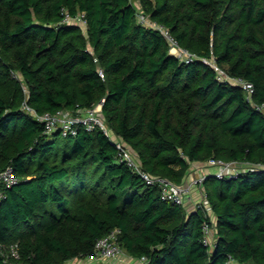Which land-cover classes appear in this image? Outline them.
<instances>
[{
  "label": "trees",
  "instance_id": "obj_1",
  "mask_svg": "<svg viewBox=\"0 0 264 264\" xmlns=\"http://www.w3.org/2000/svg\"><path fill=\"white\" fill-rule=\"evenodd\" d=\"M134 1L193 57L171 54L131 0H0V171L16 177L0 199V264L12 243L22 264L84 258L114 229L138 264H264V0ZM64 12L83 13L85 26L62 22ZM207 61L250 82L251 97ZM99 102L109 134L45 133L24 108ZM112 135L176 184L210 158L259 166L204 173L211 220L162 200L117 161ZM204 223L215 230L210 244Z\"/></svg>",
  "mask_w": 264,
  "mask_h": 264
},
{
  "label": "built area",
  "instance_id": "obj_2",
  "mask_svg": "<svg viewBox=\"0 0 264 264\" xmlns=\"http://www.w3.org/2000/svg\"><path fill=\"white\" fill-rule=\"evenodd\" d=\"M135 8V15L139 23L147 25L159 30L169 41L170 47L169 52L176 50L177 54L171 53L181 59L190 60L193 55L188 53L186 50L181 49L177 46L174 39L170 36L167 29L163 26L158 25L155 22L149 20V16L145 14L135 3L133 4ZM62 22L66 23H80L85 25L83 13H77L74 16L69 15L67 12L63 13ZM209 65L217 73V78L219 80L229 81L232 84L240 86L248 98L251 97L253 92V85L240 78L229 77L222 69H220L213 61H207ZM98 76L103 80V71L98 68ZM26 111L31 113L35 119L42 121L44 124L45 133H50L52 130L57 129L62 136L75 135L79 128H83L86 131H91L95 127L101 128L105 133L109 134V130L106 128L103 116L101 115V102L97 103L91 108L77 109L75 111L59 110L54 114L44 113L36 114L28 106L24 105ZM264 115V102L258 106ZM112 139L116 143L117 147V161L125 162L130 169L139 175L141 179L147 185L156 184L159 190V195L162 200L172 202L178 205H184L185 201L190 198L194 189L201 186V182L204 178V172L202 167L208 166V168H213L217 176L224 174H234L243 168L257 167L259 164H240L237 162H224L220 159L210 158L205 162L192 163V165H200L201 169L198 171V175L185 180L182 183L176 184L166 178L156 177L142 168V165L136 155V153L121 139L112 135ZM16 181L13 169L8 166L2 171H0V199L3 196V186H8ZM197 209H201L204 216L210 215L211 207L202 191L201 197L197 202ZM203 231V243L210 244L212 240L211 227L204 223L202 226ZM119 230L114 229L108 234L98 238L93 247V253L84 257L89 262H96L97 264H115L120 262L121 256L125 254L124 250L120 247L118 242ZM8 259V264H22L21 257L18 251L16 243H12L8 246V254L6 256ZM144 259L141 258L139 261L142 262Z\"/></svg>",
  "mask_w": 264,
  "mask_h": 264
},
{
  "label": "rangeland",
  "instance_id": "obj_3",
  "mask_svg": "<svg viewBox=\"0 0 264 264\" xmlns=\"http://www.w3.org/2000/svg\"><path fill=\"white\" fill-rule=\"evenodd\" d=\"M131 1H132L133 4L135 3L137 6L139 5V8L141 9V5H140L138 2H135L134 0H131ZM137 3H138V4H137ZM81 25H82L83 27L85 26V25H83V24H81ZM171 53H175V54H177L176 50H175V51L172 50ZM1 88L6 89V88H4L3 86H1ZM7 89H8V88H7ZM7 89H6V91H7ZM191 166H192V167H191L192 169H194V168H196V169L200 168V169H201V166H200V165H196V166H195V165H192V164H191ZM202 169H203L204 172H206V170H208L209 168H208V166H207V167H206V166H203ZM194 191H195V190H194ZM202 191H203L202 186H201V187L199 186V187L196 189V191H195L196 193H195V195H194L193 197H195V196L197 195V201H199V198L201 197ZM192 193H193V192H192ZM191 196H192V194H191ZM191 196H190L189 199H187V200L185 201L184 205H182L183 210H184L185 212H192V211H194L195 209H197V206H196L197 204H196V203H195L194 205L188 203V201H192V200H193V197H191ZM209 217H210L211 220L213 219V216H212L211 213H210ZM214 232H215L214 227L211 226V233H212L211 237H212V238H213ZM138 263H141V262H140V261H137L136 264H138ZM64 264H97V263H96V262H95V263H94V262H89V261H87L86 259H82V258H73V259L67 260ZM115 264H135V263H134V260L128 258V257H127V254L125 253V254H123V255L121 256V260H120V262H116Z\"/></svg>",
  "mask_w": 264,
  "mask_h": 264
},
{
  "label": "crops",
  "instance_id": "obj_4",
  "mask_svg": "<svg viewBox=\"0 0 264 264\" xmlns=\"http://www.w3.org/2000/svg\"><path fill=\"white\" fill-rule=\"evenodd\" d=\"M192 166L190 165V168H189V170H188V173H187V175H186V178H185V180L187 181V180H189L190 178H192V177H195V176H197L198 175V171H199V169H196V168H194V169H192L191 168ZM214 169L213 168H209L208 170H206V171H213ZM184 180V181H185ZM201 187V186H200ZM195 191H196V189H194ZM193 190V193H192V196L191 197H193L194 195H195V191ZM197 195L195 196V197H193V200L192 201H188V203H190V204H197ZM127 257L128 258H130V259H132V260H134V263L136 264V262L138 261V260H135V259H133L132 257H130L129 255H127Z\"/></svg>",
  "mask_w": 264,
  "mask_h": 264
}]
</instances>
